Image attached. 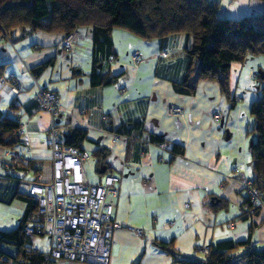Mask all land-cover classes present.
I'll list each match as a JSON object with an SVG mask.
<instances>
[{
  "label": "crops",
  "instance_id": "crops-1",
  "mask_svg": "<svg viewBox=\"0 0 264 264\" xmlns=\"http://www.w3.org/2000/svg\"><path fill=\"white\" fill-rule=\"evenodd\" d=\"M70 36L73 51L65 45L69 36L61 33L17 30L11 38L0 36V64H11L1 68L0 111L25 123L31 141L30 149L21 144L14 149L0 146V264H29L20 260L16 244L2 240V232L17 228L28 207L18 196V183L8 177L13 175L12 168L21 178L42 175L49 181L53 176L51 115L41 111L34 99L39 87L58 93L66 108L67 115L60 121L65 127L57 134L62 143H68L77 128L87 131L81 147L98 167L89 181L103 182L109 175L115 178L117 195L108 196L107 202L113 205L112 221L118 226L113 230L108 264H186L184 260L202 259L204 250L225 239L249 238L254 248H264V192L259 213L239 217L249 195L246 182L253 176L247 132L253 124L251 104L264 85V74L252 76L260 70L259 62L251 63L254 57H250L232 64V88L238 97L232 108L213 81H200L193 95L175 90L174 83L182 80L189 64L187 50L198 42L193 34L146 41L114 29L117 56L98 67L120 76L107 86L91 84L90 30L80 27ZM125 37L129 44L119 48L116 39L124 47ZM163 51L169 55L162 56ZM135 52L141 54L138 62L132 60ZM47 60L52 63L34 75L32 69ZM10 75L22 84L20 93L8 83ZM174 104L182 107V115L168 114V106ZM138 120L142 126L136 136L163 137L172 145H181L183 154L155 144L143 151L135 139L112 143V132ZM99 148L109 153L104 160L107 172H101L104 166L94 155ZM164 243H171L177 255H171ZM28 247L47 251L49 239L31 237ZM57 264L91 263L61 260Z\"/></svg>",
  "mask_w": 264,
  "mask_h": 264
},
{
  "label": "trees",
  "instance_id": "trees-1",
  "mask_svg": "<svg viewBox=\"0 0 264 264\" xmlns=\"http://www.w3.org/2000/svg\"><path fill=\"white\" fill-rule=\"evenodd\" d=\"M220 8V0H0V36L7 35L11 38L17 30L61 33L70 36L78 28L86 27L90 30L93 39L94 65L91 84L107 86L115 83L120 76L111 75L109 71L102 72V67H98L99 64L103 66L105 61L117 56L113 49L114 29L126 30L146 41L165 39L180 33L193 34L198 42L187 50L190 57L189 64L182 80L174 83L175 90L182 94L193 95L200 81H213L220 86L221 92L233 108L238 102V97L232 88V64L245 62L251 56L264 55V10L259 14L232 18L219 16ZM51 63L52 60H47L39 64L32 69V73L40 74ZM7 64H0V74L3 71L1 68ZM257 74L259 76L264 74V69H260ZM250 112L253 117V124L247 132L250 137V164L253 173L250 181L253 187L263 193L264 85L261 87L260 97L252 102ZM22 124L19 119L9 115L3 116L0 111L1 147L14 149L20 144L24 145L20 133ZM141 126V120L133 121L113 133H120L127 136V139L137 140L143 151L149 147L145 143L148 137L156 144L165 141L163 137L154 134L145 138L136 136ZM86 136V130L77 128L67 144L82 148ZM170 149L174 154L184 152L183 147L176 143ZM108 154L107 149L104 148L94 152L102 166L106 164L104 160ZM22 160L26 158L23 157ZM27 165L29 166L30 163ZM105 166L107 172L109 167ZM12 171L13 175L6 176L15 180L19 187L21 179L34 180L18 177L15 167ZM18 196L27 202L28 207L17 228L2 232V240L18 246L21 250L22 262L44 264L45 251L28 247L31 237L34 236L28 235L24 230L26 224L42 221V216L38 214L37 202L33 197L22 192ZM258 203L254 202L250 194L246 196L241 207L244 213L239 212V217L257 215L261 206ZM37 216L39 218L34 220ZM170 246L171 243H166L165 249L176 256L177 253ZM4 259L10 260L9 257ZM184 262L186 264H264V248H254L249 238L241 241L225 239L210 245L202 259L184 260Z\"/></svg>",
  "mask_w": 264,
  "mask_h": 264
},
{
  "label": "built area",
  "instance_id": "built-area-1",
  "mask_svg": "<svg viewBox=\"0 0 264 264\" xmlns=\"http://www.w3.org/2000/svg\"><path fill=\"white\" fill-rule=\"evenodd\" d=\"M65 45L69 51H73L74 42L71 36L65 39ZM162 55L167 57L169 53L163 51ZM140 59L139 52L132 54L133 61L138 62ZM7 81L15 93L23 90L22 84L13 75ZM34 99L41 110L51 115L49 135L53 176L49 181H45L42 175L34 180H20L21 192L36 200L38 214L42 216L41 222L28 223L24 230L30 236L48 237L49 249L44 252V264H57L61 260L108 264L113 230L118 226L112 221L113 205L107 202L108 196L117 195L115 178L109 175L103 182H90L86 174L90 153L59 140L58 129L64 126L60 121L65 119L67 113L58 93L39 87ZM168 114L180 116L183 109L176 104L170 105ZM25 126L23 123L20 133L24 145L29 148L31 141ZM124 138L127 136L111 133L113 144ZM145 143L146 146L155 144L161 149L172 147L171 143L165 141L156 144L150 137ZM246 188L254 202L258 203L261 192L252 186L251 181L246 182ZM242 213L243 209L240 211ZM137 232L143 233L141 229ZM204 252L207 253V250Z\"/></svg>",
  "mask_w": 264,
  "mask_h": 264
},
{
  "label": "rangeland",
  "instance_id": "rangeland-1",
  "mask_svg": "<svg viewBox=\"0 0 264 264\" xmlns=\"http://www.w3.org/2000/svg\"><path fill=\"white\" fill-rule=\"evenodd\" d=\"M220 1H221V8L219 10V16H221V17L227 16V17H232V18H240V17L247 16V15L259 14V13L263 12V10H264V2L261 0H220ZM130 34H132V33H130ZM135 37H137V36H135ZM137 38L142 39L140 37H137ZM116 40L120 46L119 48H122V49L126 48V46L130 42L125 37V43H124V47H123V45H121L119 39H116ZM125 55H126V53H125ZM251 57H254V58L249 59L251 61V63L256 64L257 62H259L258 64H260L259 66H261V68H259V67L258 68L264 69V55H260L258 57L257 56H251ZM5 67L9 68V67H11V64H7ZM117 67H119V66L117 65ZM253 76H255V78H257L258 74L253 73ZM253 81H255V79ZM41 111H44V110H41ZM25 131H26V127H25ZM26 133H27V131H26ZM24 147L26 149H28L26 146H24ZM25 148H24V150H25ZM20 150H23V149L20 148ZM25 152L26 151H24V153ZM95 161H96L95 158L91 157V159H89L86 163V174H87L88 179H90V180H93L94 177L97 175L98 167L96 166Z\"/></svg>",
  "mask_w": 264,
  "mask_h": 264
},
{
  "label": "water",
  "instance_id": "water-1",
  "mask_svg": "<svg viewBox=\"0 0 264 264\" xmlns=\"http://www.w3.org/2000/svg\"><path fill=\"white\" fill-rule=\"evenodd\" d=\"M104 171H105V168H103L101 172H104Z\"/></svg>",
  "mask_w": 264,
  "mask_h": 264
}]
</instances>
